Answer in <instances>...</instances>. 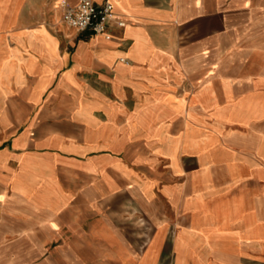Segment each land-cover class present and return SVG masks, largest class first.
<instances>
[{"label":"crops","instance_id":"obj_1","mask_svg":"<svg viewBox=\"0 0 264 264\" xmlns=\"http://www.w3.org/2000/svg\"><path fill=\"white\" fill-rule=\"evenodd\" d=\"M79 1L0 0V264H264V0Z\"/></svg>","mask_w":264,"mask_h":264},{"label":"built area","instance_id":"obj_2","mask_svg":"<svg viewBox=\"0 0 264 264\" xmlns=\"http://www.w3.org/2000/svg\"><path fill=\"white\" fill-rule=\"evenodd\" d=\"M61 21L79 33H93L110 38L109 27L112 21L123 26L125 21L115 15L110 1L95 2L94 0H80L75 5L66 7Z\"/></svg>","mask_w":264,"mask_h":264},{"label":"rangeland","instance_id":"obj_3","mask_svg":"<svg viewBox=\"0 0 264 264\" xmlns=\"http://www.w3.org/2000/svg\"><path fill=\"white\" fill-rule=\"evenodd\" d=\"M229 55L223 60L222 62H216L213 67H216L213 70V73H216L215 75L220 74L221 69L223 68H229V69H235V75L240 76V34L235 37L231 41V45L229 47Z\"/></svg>","mask_w":264,"mask_h":264}]
</instances>
